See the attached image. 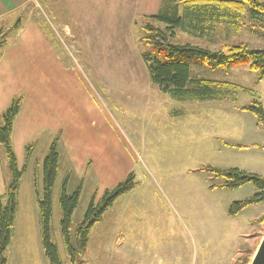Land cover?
Wrapping results in <instances>:
<instances>
[{
	"label": "rangeland",
	"instance_id": "374dc122",
	"mask_svg": "<svg viewBox=\"0 0 264 264\" xmlns=\"http://www.w3.org/2000/svg\"><path fill=\"white\" fill-rule=\"evenodd\" d=\"M49 1L21 2L19 13L26 26L16 37L8 33L0 41L8 43L7 47L20 42L28 48L32 42L28 23L33 16L37 22L54 18L53 27L63 45L48 29L42 32L55 60L74 74L101 107L116 130V143L123 153L98 158L108 165L106 177L100 181L93 156L81 174L74 165L68 166L67 193L81 187L71 234L93 196L99 200L129 176L134 184L93 225L84 264H250L264 236V199L233 212L234 204L252 200L259 191L252 183L231 188L213 170H238L264 179V124L248 110L261 106L264 111V77L250 71L248 63L229 71L191 66L192 79L233 87L221 90L212 100H174L149 82L141 61L138 29L134 28V23L154 15L169 0ZM48 3L51 8L46 12L43 8ZM7 21L8 30L12 29L14 22ZM242 23L238 32L225 23L214 25L207 36L177 31L173 43L211 52L224 44L246 43L252 51L264 52V30H253L245 17ZM21 78L26 82L24 91L20 89L15 96L21 108L26 102L24 116L28 118L31 72H24ZM13 124L11 146L19 161L17 168H26L17 192L11 243L4 252L6 264H49L40 244L36 192H41V163L52 140L44 137L46 130L33 140L37 128ZM2 152L5 192L0 197L4 201L12 176ZM112 173L118 178L115 186L110 184ZM59 185L57 178L50 237L62 263L69 264L59 232ZM120 233L124 242L119 246Z\"/></svg>",
	"mask_w": 264,
	"mask_h": 264
},
{
	"label": "trees",
	"instance_id": "16d2710c",
	"mask_svg": "<svg viewBox=\"0 0 264 264\" xmlns=\"http://www.w3.org/2000/svg\"><path fill=\"white\" fill-rule=\"evenodd\" d=\"M48 5L49 3L45 4L44 9H47ZM244 17L247 18L253 30L255 28L264 30V0H169L161 5L154 15L144 18L145 20L141 23H134V28L138 29L139 44L143 49L141 61L150 83L174 100L188 99L201 102L218 98L221 90L233 86L227 83L192 79L190 77L191 66H205L210 71L218 69L229 71L232 67L248 63L249 70L258 73L259 78L262 79L264 77V52L252 51L246 43L224 44L216 52L190 44L173 43L177 31L207 36L211 33L213 26L220 23L228 24L238 32L242 27ZM20 104V99L15 98L0 120V151L3 150L7 157L8 168L12 176L5 200L3 201L0 197V264L7 263L4 252L11 243L17 213V192L24 171L23 169L18 170L11 146L13 122L20 111ZM248 110L252 111L258 117L259 122L264 124V111L261 106L248 108ZM58 161L57 140H54L42 162L41 192H36L41 247L49 264H63L58 248L52 243L50 237L52 200ZM213 171L217 176L228 180V186L231 188L252 183L259 191V195L252 200L234 204L233 212L241 211L247 205L264 199V179L238 170ZM133 186L129 176L126 181L119 183L114 189L105 191L99 200L96 201L93 196L83 219L71 234L72 216L79 203L81 187H78L74 193L68 194L66 182L62 183L58 196L59 232L69 264H84L83 255L92 226L101 220L103 213L116 198L128 192Z\"/></svg>",
	"mask_w": 264,
	"mask_h": 264
},
{
	"label": "crops",
	"instance_id": "0c3cea01",
	"mask_svg": "<svg viewBox=\"0 0 264 264\" xmlns=\"http://www.w3.org/2000/svg\"><path fill=\"white\" fill-rule=\"evenodd\" d=\"M24 1L0 0V38L8 33L10 36L16 37L19 30L22 31L26 26L24 17L21 19L19 13L21 2ZM63 1L67 2L68 0ZM19 3L21 4L18 5ZM49 8L51 7L43 9L49 12ZM64 8L70 11L67 3ZM53 19L49 18L42 22H37L35 16L32 20L29 19L28 24L32 27V42L28 48L20 42L14 47H7L8 43L0 41V115H3L12 101L18 97L15 96L17 92L20 89L24 91L26 82L21 78V75L26 71L31 72V113L28 118L24 116L25 102L24 108L20 107L14 123H16V128L22 126L37 128L39 132L31 137L33 140L44 130L47 131L44 135L45 138L52 141L57 140L59 161L56 181L59 178L60 185L57 192L59 196L64 181L66 182V191L69 190L70 172L68 166L74 165L77 173L81 174L87 159L93 156L95 157L94 170L100 181L103 175L106 177L108 165L102 163L98 158L107 155L111 159L112 155H117L122 151L116 143L118 137L116 130L104 118L101 107L96 105L76 80L74 74L62 69L55 60V56L44 38L46 36L42 32V30L48 29L50 36L63 45L62 39L56 36ZM7 20L14 22L11 25L12 29L8 30ZM13 131L14 128H12V133ZM27 143L29 140L23 143V148ZM1 154L0 151V195L2 196L5 192V169L3 170L2 167ZM38 158L39 156H36V160ZM17 162L19 161L16 160ZM25 168L26 166L23 165L22 169ZM117 180L115 173H112L110 184L115 186ZM53 210L54 201L52 202V214ZM123 242V234L120 233L116 243L120 246Z\"/></svg>",
	"mask_w": 264,
	"mask_h": 264
},
{
	"label": "water",
	"instance_id": "95a60500",
	"mask_svg": "<svg viewBox=\"0 0 264 264\" xmlns=\"http://www.w3.org/2000/svg\"><path fill=\"white\" fill-rule=\"evenodd\" d=\"M250 264H264V236L250 262Z\"/></svg>",
	"mask_w": 264,
	"mask_h": 264
}]
</instances>
